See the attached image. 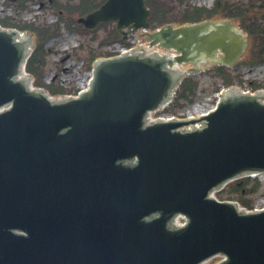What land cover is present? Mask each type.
Segmentation results:
<instances>
[{"label":"water","instance_id":"95a60500","mask_svg":"<svg viewBox=\"0 0 264 264\" xmlns=\"http://www.w3.org/2000/svg\"><path fill=\"white\" fill-rule=\"evenodd\" d=\"M148 15L145 0H106L77 22L115 21L122 33L147 28ZM28 35L0 29V264H264V211L208 198L264 172V94L231 88L205 117L147 125L181 72L123 54L97 61L78 98L50 100L23 73ZM149 39L178 64L221 54L225 66L242 56L237 67L250 52L229 21L168 25ZM194 122L203 127L177 130ZM177 214L185 227H171Z\"/></svg>","mask_w":264,"mask_h":264},{"label":"rangeland","instance_id":"374dc122","mask_svg":"<svg viewBox=\"0 0 264 264\" xmlns=\"http://www.w3.org/2000/svg\"><path fill=\"white\" fill-rule=\"evenodd\" d=\"M48 1H27L24 4L25 7L27 6L26 9L19 10L12 0H0V20L5 17H10L12 19H9L10 24L21 25L30 22L36 26L48 27L57 31V35L43 46L46 55L44 57V65L40 64L41 74H37L34 77L36 78V88H40L38 86H44L43 83L48 85L50 82H53L52 85L64 89L66 93L73 95L74 91L82 84H85L89 77V71L87 70L89 53H93L97 58L104 55V49L100 48L98 43L107 36L112 30L113 25H107L95 33L77 30L76 26L79 25L76 23V19L79 17V14H70L69 10L62 9L63 11L59 16L65 18L70 17L75 23L69 24L70 29L66 27L65 23H59L58 28H56L55 25L59 22V17L57 16L59 9H51L48 4L51 5L53 1L50 0L49 3ZM228 1L229 4L231 3L232 6L235 5L236 7L239 5L243 7L249 5L251 3L250 1L255 2V6L261 7V1L259 0ZM55 2L63 5L69 4L71 6L77 4L78 0H56ZM213 2L214 0H181V2L179 0H171V5L177 13L186 6L210 9ZM256 17L264 25V11L258 12ZM24 33L30 34L27 31ZM213 66L214 64H211L208 67L210 72L191 76V79L198 83L196 89V99L198 100L195 104L200 109L211 107L213 104V93L223 89L225 86L223 79L213 70ZM225 73L232 80L231 87L242 88L252 92L256 86H264V65H247L245 61L237 67L226 68ZM192 109L190 108V111ZM260 183L261 187L254 194L246 195V198L250 200L252 209L264 206V185L262 180ZM251 185L252 183L248 184V186ZM228 196L234 200L237 199L236 194L227 195L226 192L216 195L219 199H225ZM211 263L212 261L208 264Z\"/></svg>","mask_w":264,"mask_h":264},{"label":"trees","instance_id":"16d2710c","mask_svg":"<svg viewBox=\"0 0 264 264\" xmlns=\"http://www.w3.org/2000/svg\"><path fill=\"white\" fill-rule=\"evenodd\" d=\"M31 0H18L17 7L20 9L25 8V3ZM105 0L94 1V0H78L77 4L69 6V4L63 5L57 2H53L52 8L59 9V11L69 10L70 14L77 13L78 16H82L94 9H96L99 5H101ZM181 2V0H179ZM146 5L151 10V17L149 19V23L151 25H163L165 23H170L172 20L169 18L166 10V2L165 0H146ZM55 6V7H53ZM235 9L229 8L227 6L225 9L219 1L216 2V5L213 10H207L205 8H195V9H187L185 12L181 13L177 18L173 19L175 22L179 23H195L200 22L205 19L214 18V11L216 9L220 10L222 19H231L235 23L239 25L247 34L251 40L250 44V54L249 59H247V63L249 65L254 64H264V27L258 23L255 19L257 12L249 11L242 7H234ZM59 22L65 23L66 27L70 29L69 24L75 23L70 17H59ZM0 24L3 27L8 28H16L20 31H28L35 38V49L30 56L27 64L26 71L29 73H37L41 74L42 70L40 64L44 65V57L46 52L43 49L44 44L55 37L57 35V31L54 29H50L48 27H39L35 24H26L23 23L21 25L10 24L8 19L0 20ZM106 24H102L101 26H105ZM58 28V26H55ZM77 29L87 32L81 26H76ZM94 33L95 31H89ZM117 32L113 28L107 37L101 41V45L106 44L110 41L119 39ZM91 61L96 57L91 53ZM216 73L218 76L222 77L224 85L228 86L231 84L230 77L225 73V69L223 67H217ZM197 82L192 80L191 78L184 79L181 83L180 89L178 91V99H183L186 101L190 100V97L194 94V91L197 87ZM258 87V86H256ZM47 89L50 94H62V89L55 88L54 86H47ZM255 187L249 189V191H254ZM231 191L238 192L239 189L236 185L231 186ZM241 204L246 207H250V204L247 200L241 199Z\"/></svg>","mask_w":264,"mask_h":264},{"label":"flooded vegetation","instance_id":"af4514ba","mask_svg":"<svg viewBox=\"0 0 264 264\" xmlns=\"http://www.w3.org/2000/svg\"><path fill=\"white\" fill-rule=\"evenodd\" d=\"M169 4L171 5V0H169ZM172 6V5H171ZM174 11H175V9H174Z\"/></svg>","mask_w":264,"mask_h":264}]
</instances>
